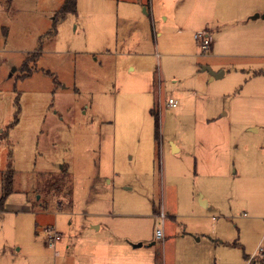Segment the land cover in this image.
<instances>
[{
	"label": "rangeland",
	"instance_id": "obj_1",
	"mask_svg": "<svg viewBox=\"0 0 264 264\" xmlns=\"http://www.w3.org/2000/svg\"><path fill=\"white\" fill-rule=\"evenodd\" d=\"M64 1L0 0V120L10 110L17 111L11 121L18 119L12 129L11 121L0 127V135L6 131L0 169L14 171L13 193L0 213V264H107L105 257L115 252L116 258L129 256L136 264H163L160 246L166 239L148 246L159 222L154 211L161 210L164 238L173 233L165 253L174 252L180 264L191 258L199 263L206 255L214 264L220 256L226 262L247 255L254 258L250 264L264 262L258 259L264 248V0L238 5L260 11L248 16L259 14L262 24L253 37L256 48L248 51L252 56H237L246 50L228 48L211 59L227 74L208 86L209 71H201L206 58L169 63L167 54L200 56L194 34L202 33L197 22L215 13L211 0H75L76 12L62 19L57 12ZM188 13L190 38L173 26ZM160 14L167 22H153ZM182 39L186 47L179 48ZM146 78L150 104L142 108L131 83ZM159 88L166 96L162 108L155 107L157 126L149 111L157 106ZM169 95L176 108H163ZM209 98L216 109L229 110L230 131L216 129L221 122L192 131L201 119L194 107ZM255 101L260 113L254 112ZM211 114L205 112L217 117ZM253 123L259 125L257 133L246 131ZM198 135L210 140L204 166H198ZM171 142L180 153H171ZM241 157L256 158L255 166L242 168ZM225 161L226 171L215 175L213 168L221 169ZM222 176L234 191L224 202L208 185ZM238 186L242 205L236 200ZM202 193L211 197L209 207H198ZM250 198L257 200L256 212L247 208ZM254 215L260 218L249 221ZM97 222L99 230L92 227ZM50 227L60 235L55 246L49 245ZM259 236L255 256L250 244ZM211 238L224 244L206 248ZM110 239L130 244L143 239L144 244L117 251Z\"/></svg>",
	"mask_w": 264,
	"mask_h": 264
},
{
	"label": "crops",
	"instance_id": "obj_2",
	"mask_svg": "<svg viewBox=\"0 0 264 264\" xmlns=\"http://www.w3.org/2000/svg\"><path fill=\"white\" fill-rule=\"evenodd\" d=\"M210 2L214 3V5L212 7V11H215V13L213 14V16H208L207 18L203 19V21L201 23L197 22L198 30H200L201 32H204V31L208 32V34L211 38V46H210L208 53L205 55L202 54L200 47L198 46V48L200 50V56H203V57H200L197 53L189 54L188 52H182V51L181 52H172V53L167 54L168 57L170 58L169 63H172V61L176 62L177 58H188V57L193 58V59L195 57L206 58V62H203V65L201 67V71H209V73L207 74V77L204 79L205 83H207V86L211 85V83H213L215 80H219V79L224 78L225 75L227 74V69L225 66H223L222 64L217 65L216 64L217 62L213 63V60H211V59H213V58L217 59L219 57L224 56L225 55L224 51L227 50L228 48L237 50L238 52H242V51L246 50L244 53H241V55H237V56H241V57L252 56L251 54L248 53V51L256 48V45L253 44V37L258 36L259 31L261 29L260 27L262 25L260 22H257V20H256L259 17V14H254V16L258 15V17H254V16H252V18L248 17L249 15L253 14L254 12H260L258 8H252V9L251 8H248V9L241 8V10L238 9V5H243L246 2V0H211ZM245 8H247V7L245 6ZM148 10L150 11V9H147V8L143 9L144 13H146V14H148V12H147ZM243 10H245V11H243ZM153 13H154V9H152V14ZM162 15H164V14H160V16H157V15L153 16V22H155V20H157V18H159V21H161L163 23L167 22L168 16L162 17ZM262 18H264V17H262ZM143 23H146V21L144 20ZM173 26L175 27L176 31H179V32H181V34H184L190 38V13H188L185 16L184 21H181L178 19L176 22L173 23ZM160 34H161V32H160ZM195 35L196 34H194V36ZM254 41H256V40H254ZM177 47H179V48L186 47L185 41L183 39L179 40V45H177ZM199 65H200V63H199ZM239 69L242 70L241 72H244L243 68H239ZM133 70H134V66L131 67L130 71H133ZM192 72H198L196 67L192 68ZM260 75H262V73H260ZM175 82L176 81H174V83ZM191 84L195 85V82H191ZM191 84H190V86H191ZM131 85L134 88V94L137 96V101H138L139 105L142 108H146L150 104L149 103L150 98H149V96L147 97V92L149 93L148 79L146 78L143 81L138 79V81L132 82ZM224 93L222 91L220 95L223 96ZM173 94L175 95V92ZM165 96H166V94H162V92L159 88L158 94H157V99H156V101L158 102L157 106L154 105L149 111L152 116H154L152 114V111L155 112V107H157V108L161 107V105H160L161 104V98L162 97L164 98ZM203 96H205V95H203ZM180 97H182V96H180ZM167 98L173 99V96L169 95ZM173 100L177 102L176 99H173ZM209 100H210V98L207 100H204V102L201 104H197L196 108L194 107V109H196L195 117H197V118L201 117V119L200 120L197 119V121L192 125V127H191L192 131L194 133L196 132L198 134L200 127H202V126L215 127L216 123H220V122H221V125L217 126L216 129L222 130V131H225V130L230 131L231 123L229 120H227L229 110L224 109V107H222V108L219 107L218 109H216L218 104L215 103L214 101H209ZM258 100L261 101V104L263 103V101L261 99H258ZM261 104L259 103V101H255L254 109L256 111H254V112L260 113ZM162 106H163V108H167V109L172 108V106H169L165 100L163 101ZM176 107H177V105L174 106L173 108H176ZM132 110H133V108H132ZM205 112L212 113L210 116H217V117H210L209 118L208 116L205 115ZM12 114H15V111L13 112L10 110L8 113H6L4 115V117L0 120V127L8 125L10 123L11 118H12ZM255 115H256V117H258L257 113H255ZM12 122L13 121H11V123H10V129H12L13 127H15L18 124V119L15 121L16 124L14 126H13ZM4 131H2L1 133H3ZM246 131L257 133L259 131V125L253 123V125L247 126ZM197 139H198V142L196 143L195 150L197 151V154H201L202 159H203V161H202V159L200 161L201 164L198 162V166H200V165L202 166V163L204 166V161H207L205 159V155H206V153H208V149H209V146H206V145L210 142V140L207 141L205 137H201L199 135L197 136L196 140ZM245 146H246L245 147L246 149L251 148V150L257 148V146L254 144H250V146L245 144ZM180 152H181L180 147L171 142V153L177 154ZM194 154L195 153L192 154V158H193ZM250 158L249 157H241L239 159L240 160L239 165L242 166V168H244V167L250 166L251 163L252 164L254 163V166H255L256 158H252V159H250ZM196 161H197V158H195V165H196ZM226 165H227L226 161L222 162V165H221L222 168L221 169H217L215 171V168H213L212 171L215 172V175L221 176V173L226 171ZM3 170L4 169H0V189L2 188V171ZM234 173L237 174V169L234 170ZM207 175H211V174H207ZM222 177L224 178L222 181L221 180H214L211 178L208 181V185L210 188L209 189L210 193L213 194L215 191H217L220 198H222V202H224L225 197L227 198V196H228L227 195L228 193H231V194H233L232 196H234V191H233V186L228 187V181L226 180L227 176H226V178H225V176H222ZM106 183L107 184L110 183V180L108 178L106 179ZM228 189H230V190H228ZM237 189L238 190H236V193H237L236 200L239 202V205L240 204L242 205L243 201H245L244 195H243V192L239 186L237 187ZM0 195H1V191H0ZM10 196H8V198ZM191 198H192L191 202H194L195 196H194V199H193V196ZM71 201H72L71 205L73 207L72 196H71ZM211 202H212L211 197H209L208 195H205V193H202L198 197V204L197 205L199 208L200 207L206 208V207L210 206ZM221 205H222V203L219 205H214L213 207H216V206L220 207ZM247 205H248L247 208L250 211L256 212V208H257V200L256 199L252 200L250 198ZM4 210L5 209L3 208V210H1L0 213L4 212ZM197 213H200V212H197ZM157 214H158L157 211H154V216H156ZM259 218L260 217H258L257 215H254V217H251L249 221L257 220ZM92 227L99 230L100 228H102V224L99 222L93 223ZM172 237H173V233L170 235H169V233H167V236L165 235V238L164 237L162 238V241L164 239H166L165 240L166 245L160 246V250L162 249L164 251V258H162L163 264H180V261L178 260L177 255L174 252H170L169 256H167L165 253L167 247L169 246V248H170L173 245ZM260 237L261 236H259L258 239L254 240L250 244V246H251L250 252H251V254L255 253V256H256V253L258 252L257 249L258 248L260 249V247H261V246H259ZM201 238L202 237L200 236V237H197L195 240L197 242H199V241H201ZM156 239H157V237L155 236V241H153L148 246L150 247V246L155 245L156 241L159 240V239H157V240ZM114 240H112V239L108 240L109 245L115 246L117 244V248H116L117 251H124L127 249H128V251H131V249L139 248V247H134L133 246L134 244H130L129 242H127V243L126 242L115 243ZM137 240L139 241V243L144 244L143 239H137ZM209 243L210 244L205 245L206 248H209L210 247L209 245L216 247V245H218V244H224L222 240L212 239V238L209 240ZM135 244H138V243H135ZM160 250L158 251V253H160ZM115 254H116V252L113 253L111 256L105 257V258H108L107 264H114V260H116V259L123 260V261H125V259H129V261H130L129 264H134V262L132 260H135V259L130 258L129 256H125L127 258L121 257L124 255H121V256L118 255L116 258ZM162 255H163V253H162ZM259 255L260 256L258 259H261V260L264 259V248L260 249ZM245 257L246 256H244V260H238V259L232 260L231 259V260H229V262H226V259H224L220 256L216 259L215 264H250L254 259L253 258L250 261V255H247L248 260L246 261ZM261 260H258V261H261ZM137 262H139V261L135 260V264ZM182 263L183 264H214L212 257H210L209 255H206L199 263H194L193 258L190 259V262L185 260ZM123 264H126V263H123ZM154 264H159V261L155 260Z\"/></svg>",
	"mask_w": 264,
	"mask_h": 264
},
{
	"label": "trees",
	"instance_id": "obj_3",
	"mask_svg": "<svg viewBox=\"0 0 264 264\" xmlns=\"http://www.w3.org/2000/svg\"><path fill=\"white\" fill-rule=\"evenodd\" d=\"M75 12H76V2H75V0H65L64 3H63V5L61 6V8L59 9V11L57 12V15L59 16V18L62 17V19H63V17L66 14H68V13H75ZM56 23H57V21H54L53 22V28L55 27V24ZM34 56H35V54H34ZM27 76H29V73L27 74ZM16 114H17V111L15 112V115ZM152 114L154 115V117H155V123L158 126V124H157L158 123V115L154 111H152ZM14 118H15V116H14ZM12 123L14 124L15 121L12 122ZM4 132H6V131H4ZM4 132H3V135H5ZM3 135H0V139L2 138ZM13 175H14V171L11 168V166H7L6 170H3L2 171V188H1V195H0V211L3 210L4 203H5L6 199L8 198V196H10V194L13 193V186H12V184H13ZM69 202L71 204V202H72L71 201V197H70V201ZM58 209L59 210L63 209L60 203H59ZM232 245L237 246L236 243H233ZM245 258H246V261H247L248 260V257L246 256ZM260 264H264V262H262V263L260 262Z\"/></svg>",
	"mask_w": 264,
	"mask_h": 264
},
{
	"label": "built area",
	"instance_id": "obj_4",
	"mask_svg": "<svg viewBox=\"0 0 264 264\" xmlns=\"http://www.w3.org/2000/svg\"><path fill=\"white\" fill-rule=\"evenodd\" d=\"M195 40L198 42V45L200 47L201 53L202 54H207L210 46H211V38L208 34V32L204 31L202 33L196 34L194 36ZM168 105L174 107L176 106V102L173 99H168L167 101ZM165 212L164 211H160L157 214V219L159 220L157 228H156V237L157 239H162L164 237V231H163V226H164V218H165ZM49 235V245L51 246H55L57 241L60 240V235L55 231V229L53 228H48L47 229Z\"/></svg>",
	"mask_w": 264,
	"mask_h": 264
},
{
	"label": "water",
	"instance_id": "obj_5",
	"mask_svg": "<svg viewBox=\"0 0 264 264\" xmlns=\"http://www.w3.org/2000/svg\"><path fill=\"white\" fill-rule=\"evenodd\" d=\"M254 17H258V15H255ZM262 17H264V14H262ZM134 247H141L142 243L134 244Z\"/></svg>",
	"mask_w": 264,
	"mask_h": 264
}]
</instances>
